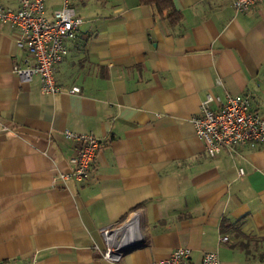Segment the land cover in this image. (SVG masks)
Listing matches in <instances>:
<instances>
[{
  "label": "crops",
  "instance_id": "crops-1",
  "mask_svg": "<svg viewBox=\"0 0 264 264\" xmlns=\"http://www.w3.org/2000/svg\"><path fill=\"white\" fill-rule=\"evenodd\" d=\"M64 1L82 23L53 96L13 73L24 53L0 22V264H152L177 248L264 264V144L208 157L191 122L207 95L212 110L246 96L264 118V2L172 0V25L138 0H46L45 17ZM66 130L100 142L83 181L60 178L80 148ZM131 221L136 243L105 260L101 231Z\"/></svg>",
  "mask_w": 264,
  "mask_h": 264
},
{
  "label": "built area",
  "instance_id": "built-area-1",
  "mask_svg": "<svg viewBox=\"0 0 264 264\" xmlns=\"http://www.w3.org/2000/svg\"><path fill=\"white\" fill-rule=\"evenodd\" d=\"M16 1L19 5L17 10L0 7V22L18 30L15 45L24 53L23 64L14 65L13 73L23 83L37 77L40 94L53 96L59 92L54 79V67L67 56V43L76 39L82 21L67 1L51 13L50 19L45 17L46 0ZM262 2L264 0H233L232 7L235 12L245 13ZM78 92L77 87H71L68 91L70 94ZM212 102L214 99L207 95L201 101L198 113L191 118L195 135L203 141L208 157L218 155L223 149L232 151L239 145L264 144V118L251 111L246 96H229L225 103L215 110L209 107ZM64 135L77 141L80 148L77 155L70 160L73 170L66 175H60V178L83 181L88 177L100 142L92 134L79 135L66 130ZM132 223L131 221L128 224L127 230L121 233L117 240L110 237L113 229L101 231L106 241V249L103 252L105 260L117 262L122 251L136 243ZM221 240L224 241L223 238ZM152 264H192L190 251L177 248L167 259ZM200 264L221 262L214 251H207L203 254Z\"/></svg>",
  "mask_w": 264,
  "mask_h": 264
},
{
  "label": "trees",
  "instance_id": "trees-1",
  "mask_svg": "<svg viewBox=\"0 0 264 264\" xmlns=\"http://www.w3.org/2000/svg\"><path fill=\"white\" fill-rule=\"evenodd\" d=\"M139 4L145 6H151L154 8L155 12L162 16L167 13L166 19L169 24H176L179 22L181 15L177 13L172 5V0H138Z\"/></svg>",
  "mask_w": 264,
  "mask_h": 264
}]
</instances>
